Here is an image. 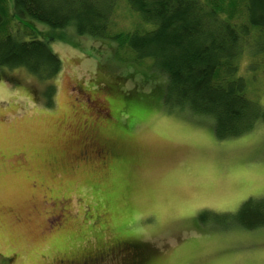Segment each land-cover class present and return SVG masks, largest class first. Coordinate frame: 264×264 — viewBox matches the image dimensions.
<instances>
[{
  "label": "rangeland",
  "instance_id": "374dc122",
  "mask_svg": "<svg viewBox=\"0 0 264 264\" xmlns=\"http://www.w3.org/2000/svg\"><path fill=\"white\" fill-rule=\"evenodd\" d=\"M123 1L116 28L128 31L136 25ZM25 23L56 38L62 69L47 108L43 82L0 68V264H80L116 241L126 250L98 264H141L135 245L143 264H264V227L231 222L246 201L264 198V123L218 139L212 118L161 100L167 79L151 61L121 62L112 43L73 26ZM11 31L29 38L16 22ZM247 52V97L264 109V53ZM108 86L136 94L111 97Z\"/></svg>",
  "mask_w": 264,
  "mask_h": 264
},
{
  "label": "trees",
  "instance_id": "16d2710c",
  "mask_svg": "<svg viewBox=\"0 0 264 264\" xmlns=\"http://www.w3.org/2000/svg\"><path fill=\"white\" fill-rule=\"evenodd\" d=\"M120 2L0 0V68H24L43 82V104L50 108L54 80L62 69L61 60L50 48L55 37L41 39L35 27L25 22L59 30L73 26L78 36L112 43L114 57L121 62L139 65L151 61L152 68L167 79L161 100L212 118L218 139L240 137L264 123V109L247 97V83L240 73L248 50L252 57L264 53V0H124L136 25L128 31L116 28ZM14 22L29 38L11 31ZM258 66L252 61L249 70ZM107 90L111 97L122 94L126 100L136 94L127 91L124 95L112 86ZM262 220L264 198L246 201L231 218L248 230L261 227ZM130 251L134 261L144 263L147 255L142 247L135 245Z\"/></svg>",
  "mask_w": 264,
  "mask_h": 264
},
{
  "label": "flooded vegetation",
  "instance_id": "af4514ba",
  "mask_svg": "<svg viewBox=\"0 0 264 264\" xmlns=\"http://www.w3.org/2000/svg\"><path fill=\"white\" fill-rule=\"evenodd\" d=\"M95 130H96V127H94V125H92L91 128H89L87 126V129H86L87 134H90V137H89V139H87L86 142L89 143V146H92V147L96 143V140L94 138L95 136L93 135V134H95L97 132ZM99 132L101 133L102 131L101 130H98V133ZM101 141L102 142H100V145H101L100 147H102V149H105V147L107 145L110 146V147H107V148L109 149L108 150L109 154H111V152L113 151V147L110 145V141L111 140L109 141V140L103 138ZM99 151H101V150H99ZM109 158H110V156H109ZM125 247H127L125 244H119L116 241L115 244H113L110 248L105 249L104 252H99V253L91 256V257L84 258L82 260V262H80V264H98V263H100V261H103L107 256H109V255H111L113 253L116 254L118 251H121L122 252V250H126ZM124 254L126 256H128L129 255V252L127 251Z\"/></svg>",
  "mask_w": 264,
  "mask_h": 264
},
{
  "label": "snow or ice",
  "instance_id": "6c2138e0",
  "mask_svg": "<svg viewBox=\"0 0 264 264\" xmlns=\"http://www.w3.org/2000/svg\"><path fill=\"white\" fill-rule=\"evenodd\" d=\"M145 111H147V109H144ZM262 132H264V129H262ZM261 155L264 156V149H262ZM261 227H264V220H262L261 222ZM251 227H255V224L250 225ZM262 236H264V233H261Z\"/></svg>",
  "mask_w": 264,
  "mask_h": 264
}]
</instances>
